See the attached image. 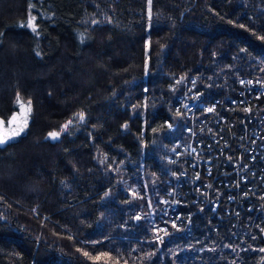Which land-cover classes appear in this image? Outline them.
<instances>
[{
	"label": "trees",
	"instance_id": "trees-1",
	"mask_svg": "<svg viewBox=\"0 0 264 264\" xmlns=\"http://www.w3.org/2000/svg\"><path fill=\"white\" fill-rule=\"evenodd\" d=\"M260 37L264 0H0V119L17 93L32 106L0 145V264H171V247L181 263L264 264L260 233L234 240L204 212L192 236L151 239L174 167L171 77L232 96L264 76Z\"/></svg>",
	"mask_w": 264,
	"mask_h": 264
},
{
	"label": "built area",
	"instance_id": "built-area-1",
	"mask_svg": "<svg viewBox=\"0 0 264 264\" xmlns=\"http://www.w3.org/2000/svg\"><path fill=\"white\" fill-rule=\"evenodd\" d=\"M169 87L177 93L176 117L166 123L178 133L156 238L192 236L199 212L215 227L229 223L234 240L262 235L264 120L251 123V111L264 113V76H241L232 96H210L193 75H174Z\"/></svg>",
	"mask_w": 264,
	"mask_h": 264
},
{
	"label": "snow or ice",
	"instance_id": "snow-or-ice-1",
	"mask_svg": "<svg viewBox=\"0 0 264 264\" xmlns=\"http://www.w3.org/2000/svg\"><path fill=\"white\" fill-rule=\"evenodd\" d=\"M35 17H32L28 20L27 25L28 27H32L33 31H35V26L33 25V20ZM260 39L264 40V37H260ZM243 83V82H242ZM251 83V82H249ZM17 103L19 104V114H14L11 119L7 122L9 126L14 125V127H10L9 129H5L4 125L5 122L3 120H0V145H4L7 142H9L14 137L20 135L22 132H24L25 128L27 127L28 123V116L31 112V101L27 102V106L20 100L19 93H17ZM209 112L214 111V109L209 108ZM75 120H79L80 122H83L85 119V114L83 112H80L75 115ZM74 119H69L61 128L59 132L53 131L48 133V138L52 140H57L62 132H65L68 130L69 126L73 124ZM171 125H169L170 127ZM195 151V150H193ZM261 251H264V249H261ZM85 256H88L89 254L87 252L84 253ZM94 259H99V257H95ZM115 264H119V261H115ZM126 264V262H125Z\"/></svg>",
	"mask_w": 264,
	"mask_h": 264
},
{
	"label": "rangeland",
	"instance_id": "rangeland-1",
	"mask_svg": "<svg viewBox=\"0 0 264 264\" xmlns=\"http://www.w3.org/2000/svg\"><path fill=\"white\" fill-rule=\"evenodd\" d=\"M183 76H192V75H183ZM193 76H195V75H193ZM20 100L25 104V106H27V102H28V100H26V99H24V98H22V97H20ZM14 106H16V108L13 110V111H15V110H18L19 111V104L17 103V98H15V101H14ZM13 111L11 112V113H9L7 116H5L6 118H4V119H0V120H3L4 122H5V125H4V127H5V129H9L10 127H14V125H12V126H9L8 125V118H9V116L13 113ZM31 114H32V106H31V112H30V114H29V116H28V123H27V127H28V125H29V121H30V118H31ZM78 114V113H77ZM76 115V114H75ZM75 115L71 118V119H74V117H75ZM68 121V120H67ZM66 121V122H67ZM65 122V123H66ZM64 123V124H65ZM80 123V121L79 120H75L74 119V122H73V124L72 125H70L69 126V128H68V130H70V129H72V127H75L77 124H79ZM63 124V125H64ZM62 125V126H63ZM62 126H61V128H62ZM27 127L25 128V130L27 129ZM61 128H60V130H61ZM24 130V131H25ZM59 130V131H60ZM66 132V131H65ZM23 133V132H22ZM21 133V134H22ZM20 134V135H21ZM19 136V135H18ZM17 137V136H16ZM15 138V137H14ZM160 216H161V211H160V214H159V218H158V226H157V230H156V225H157V223H155V227L153 228V233L155 232V234H153L152 235V237H151V239H157L156 238V236L158 235V232H159V222H160ZM154 225V224H153ZM263 236V235H262ZM169 237H174V236H169ZM150 238H149V240H151ZM166 239V238H165ZM158 240V239H157ZM161 241V240H160ZM238 241H244V240H238ZM171 249H172V247H171ZM168 250V254L170 255V257H171V259H172V263L171 264H190L189 262H187V263H184V262H182L181 263V261H178L177 259H179V258H182V256L181 257H179V256H176L175 254H174V250L172 251V250Z\"/></svg>",
	"mask_w": 264,
	"mask_h": 264
},
{
	"label": "bare ground",
	"instance_id": "bare-ground-1",
	"mask_svg": "<svg viewBox=\"0 0 264 264\" xmlns=\"http://www.w3.org/2000/svg\"><path fill=\"white\" fill-rule=\"evenodd\" d=\"M243 76V75H242ZM241 77V76H240ZM239 77V78H240ZM239 80V79H238ZM260 120H264V113L262 109H254L251 111V123H257ZM229 156L231 158H235L236 154L235 153H229ZM218 179H220V177L218 176ZM218 187H222V184L220 182H218L217 184Z\"/></svg>",
	"mask_w": 264,
	"mask_h": 264
},
{
	"label": "water",
	"instance_id": "water-1",
	"mask_svg": "<svg viewBox=\"0 0 264 264\" xmlns=\"http://www.w3.org/2000/svg\"><path fill=\"white\" fill-rule=\"evenodd\" d=\"M14 114H19V111L18 110H15V111H13V113L9 116V118H8V121L11 119V117L14 115ZM263 238H264V231H263Z\"/></svg>",
	"mask_w": 264,
	"mask_h": 264
},
{
	"label": "flooded vegetation",
	"instance_id": "flooded-vegetation-1",
	"mask_svg": "<svg viewBox=\"0 0 264 264\" xmlns=\"http://www.w3.org/2000/svg\"><path fill=\"white\" fill-rule=\"evenodd\" d=\"M264 240V239H263Z\"/></svg>",
	"mask_w": 264,
	"mask_h": 264
}]
</instances>
